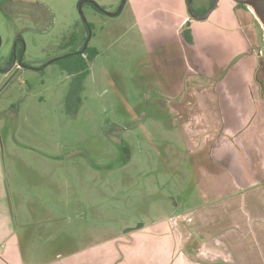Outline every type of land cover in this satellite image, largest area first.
<instances>
[{
	"label": "rangeland",
	"instance_id": "rangeland-1",
	"mask_svg": "<svg viewBox=\"0 0 264 264\" xmlns=\"http://www.w3.org/2000/svg\"><path fill=\"white\" fill-rule=\"evenodd\" d=\"M214 11L196 20L187 0H127L118 14L87 0H0V160L19 223L35 212L29 256L90 248L91 264H172L194 236L218 264H264V26L230 0ZM228 13L241 21L235 37L215 39ZM191 21L193 43L177 29ZM86 44L98 54L82 81L52 61ZM14 53L21 69H10Z\"/></svg>",
	"mask_w": 264,
	"mask_h": 264
},
{
	"label": "crops",
	"instance_id": "crops-1",
	"mask_svg": "<svg viewBox=\"0 0 264 264\" xmlns=\"http://www.w3.org/2000/svg\"><path fill=\"white\" fill-rule=\"evenodd\" d=\"M227 1L228 0H219L214 10L217 9V6L219 4ZM230 2H231L230 12H232L236 17L242 15V20L246 21L247 24H249L252 27L253 26L252 22L250 20V17L248 18V16H251L253 17V19L257 20L253 11L250 10L249 7L248 8L242 7V9L246 12H244L243 10L241 11V7L237 5V2L235 0H230ZM214 10L212 11V13L215 12ZM218 12L223 13V9L219 10ZM232 13H228L225 20H230L233 24L231 25L229 22L222 20L221 29H220L221 34L220 35L215 34V39H234L235 37L234 35L236 32V30L234 29H236L237 26H239L241 21H236L237 25H235V22L232 21L231 18H229L230 16H232ZM190 26L193 36V33H195L194 26H196V23L191 21ZM177 29L181 34V39H186L182 35V30L184 29V27L181 28L179 25ZM224 31H227V33H224ZM256 36H257L256 30L254 29L251 36H248V34L245 33V36L244 37L241 36L240 39H246L247 42L250 43L249 39H253V38L256 39ZM193 40H194V36H193ZM248 62H249V68H252L251 71L252 70L254 71V59L251 57L248 60ZM242 68L243 67H239L238 69L241 72H243ZM231 71H233V68ZM247 83L248 80L242 83L245 85L244 86L245 88H248ZM251 83L253 85L252 79L250 80V84ZM222 84L225 85L223 83V80H222ZM188 100L191 101L190 103H194V104L197 102L195 99H188ZM242 100L243 101L247 100L248 101L247 103L249 104H252V101H254L258 105H260L259 98L255 96H248L246 99L243 98ZM14 200H15L14 195H10V191L7 187L5 167L3 165L2 160H0V264H91V259H90L91 256L89 258V257H85L84 255L86 254V252H89L90 248L83 251L81 250L80 252H78L76 256L75 255L67 256L66 258H59V259L57 257L49 258V259L43 258L41 259V261L40 260L37 261L33 256H29L27 254L26 248L28 247V245H31L34 242L33 238L35 237V233H36L34 231H37L38 228V224L36 222L37 219L35 217V212L28 211L25 212V218L26 221L28 219L27 221L28 224L31 223L30 220H32V223L30 225H28L27 222L20 224L19 223L20 219H18L19 216L18 210L20 209H16L17 204L16 205L14 204ZM129 230L130 229H127V233H130L128 232ZM189 241L188 242L190 247L179 250L175 258L173 259L172 264H218L216 261L212 260V257L209 258L202 257L205 256L206 251H204L203 248L199 247L200 245L197 237L191 236ZM209 253L210 252H208V254ZM102 255H105V253ZM150 256L153 257L152 255ZM216 256L218 257L217 252H216ZM124 257L126 256L124 255ZM100 258L101 257L96 258L97 260L95 259V264H108L107 259L103 257L100 260ZM219 259H222V257H218L217 260ZM148 261L143 260L141 262H135V263L159 264V261L155 262L154 260H151L150 263H148Z\"/></svg>",
	"mask_w": 264,
	"mask_h": 264
},
{
	"label": "trees",
	"instance_id": "trees-1",
	"mask_svg": "<svg viewBox=\"0 0 264 264\" xmlns=\"http://www.w3.org/2000/svg\"><path fill=\"white\" fill-rule=\"evenodd\" d=\"M215 0H210V4H212ZM188 2V0H187ZM239 7L247 8L245 4H237ZM207 11V8L202 11H197L198 13H204ZM91 26V24H90ZM183 36L190 43H193L192 30L190 26V22L186 23V27L182 30ZM76 39H72L71 43H75ZM98 54V50L93 47H87L86 52L82 55L79 53L69 54L59 58L57 61L65 60L66 64L63 66V69L66 70L69 74H75L77 79L82 81L85 77L90 75L91 70L89 66V62H91ZM70 57V61L67 62V58ZM67 59V60H66Z\"/></svg>",
	"mask_w": 264,
	"mask_h": 264
},
{
	"label": "water",
	"instance_id": "water-1",
	"mask_svg": "<svg viewBox=\"0 0 264 264\" xmlns=\"http://www.w3.org/2000/svg\"><path fill=\"white\" fill-rule=\"evenodd\" d=\"M193 1L194 0H188V7H189V11L190 14L193 18H195L196 20H204L206 18H208L210 16V14L212 13V11L214 10L216 4L218 3L219 0H215L213 2V4L211 5V7L208 9V11L205 14H198L194 9H193ZM83 2H81L80 4V13L83 15V10H82V6H83ZM127 2V0H122L121 5L119 6V8L114 11V12H110L107 11L106 9H104L103 7H100L99 5H97V7L99 9H101L102 11L108 13V14H118L119 12H121V10L123 9L125 3ZM236 2L238 4H245L248 7H256V9H259L261 11V13L263 14L264 17V0H236ZM88 44L85 45V48H87ZM84 48V49H85ZM83 52V50H82Z\"/></svg>",
	"mask_w": 264,
	"mask_h": 264
},
{
	"label": "flooded vegetation",
	"instance_id": "flooded-vegetation-1",
	"mask_svg": "<svg viewBox=\"0 0 264 264\" xmlns=\"http://www.w3.org/2000/svg\"><path fill=\"white\" fill-rule=\"evenodd\" d=\"M236 1V0H235ZM86 2V1H85ZM87 2H89L90 4H92L93 6H95V7H97V4L96 3H94V2H92V1H89V0H87ZM194 2V1H193ZM209 3H210V0H209ZM213 4V3H212ZM212 4H209V6L207 7V11H208V9L211 7V5ZM238 4V3H237ZM217 5V4H216ZM216 7V6H215ZM247 8H248V6H247ZM193 9L196 11V9L193 7ZM205 9V8H204ZM203 10V9H202ZM201 10V11H202ZM197 11H199V10H197ZM206 11V12H207ZM200 12V11H199ZM206 12H204V13H198V14H200V15H202V14H205ZM259 22V21H258ZM259 24L261 25V23L259 22ZM85 25H86V27H87V29L88 30H90L91 29V26H90V23L89 22H85ZM262 26V25H261ZM183 35V34H182ZM72 37V38H71ZM71 37H69V40L66 42V44L65 45H62L61 46V48H68L69 46H72V45H75L78 41H77V39H79L77 36H76V34L74 35H72ZM71 38V39H70ZM0 39H2V37H1V35H0ZM15 39H18L17 41H16V43H15V46L16 45H18L20 42H22V39H24L22 36H18V37H16ZM72 39H76V42L75 43H71V40ZM85 41H86V39H85ZM87 47H89V46H87ZM85 46L84 47H81V48H79V49H76V50H74V51H72L71 53H66V54H63V55H61L60 57H57V58H55V59H53L52 61H57L59 58H61V57H63V56H65V55H69V54H76V53H79V54H84L85 52H86V49L87 48H85ZM15 49V48H14ZM82 50H83V52H82ZM19 56L20 55H16V53H14V54H12V56L9 58V63H10V69H13V68H16L17 70L18 69H21V67L24 65V63H23V61H22V59H19ZM51 61V62H52ZM9 69V70H10Z\"/></svg>",
	"mask_w": 264,
	"mask_h": 264
},
{
	"label": "bare ground",
	"instance_id": "bare-ground-1",
	"mask_svg": "<svg viewBox=\"0 0 264 264\" xmlns=\"http://www.w3.org/2000/svg\"><path fill=\"white\" fill-rule=\"evenodd\" d=\"M251 8H252V11L254 12V14L256 15L257 19L264 26V17H263V14L261 13V11L259 9H256V7H251Z\"/></svg>",
	"mask_w": 264,
	"mask_h": 264
}]
</instances>
